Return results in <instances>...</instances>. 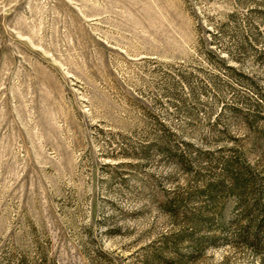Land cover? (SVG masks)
Wrapping results in <instances>:
<instances>
[{
  "label": "rangeland",
  "instance_id": "1",
  "mask_svg": "<svg viewBox=\"0 0 264 264\" xmlns=\"http://www.w3.org/2000/svg\"><path fill=\"white\" fill-rule=\"evenodd\" d=\"M0 264H264V0H0Z\"/></svg>",
  "mask_w": 264,
  "mask_h": 264
},
{
  "label": "trees",
  "instance_id": "2",
  "mask_svg": "<svg viewBox=\"0 0 264 264\" xmlns=\"http://www.w3.org/2000/svg\"><path fill=\"white\" fill-rule=\"evenodd\" d=\"M236 180H238V179H236Z\"/></svg>",
  "mask_w": 264,
  "mask_h": 264
}]
</instances>
